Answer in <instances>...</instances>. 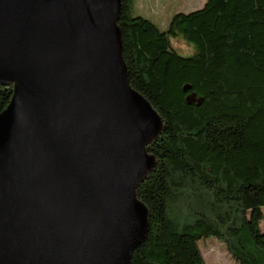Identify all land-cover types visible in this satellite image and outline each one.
Masks as SVG:
<instances>
[{
  "label": "water",
  "instance_id": "95a60500",
  "mask_svg": "<svg viewBox=\"0 0 264 264\" xmlns=\"http://www.w3.org/2000/svg\"><path fill=\"white\" fill-rule=\"evenodd\" d=\"M121 0H0V264H131L163 129L129 84Z\"/></svg>",
  "mask_w": 264,
  "mask_h": 264
},
{
  "label": "trees",
  "instance_id": "16d2710c",
  "mask_svg": "<svg viewBox=\"0 0 264 264\" xmlns=\"http://www.w3.org/2000/svg\"><path fill=\"white\" fill-rule=\"evenodd\" d=\"M121 1L129 84L163 120L135 190L149 228L131 264H207L209 238L237 264H264V0H207L164 30ZM178 37L194 56L173 49ZM13 96L0 86V114Z\"/></svg>",
  "mask_w": 264,
  "mask_h": 264
},
{
  "label": "rangeland",
  "instance_id": "374dc122",
  "mask_svg": "<svg viewBox=\"0 0 264 264\" xmlns=\"http://www.w3.org/2000/svg\"><path fill=\"white\" fill-rule=\"evenodd\" d=\"M135 16L144 17L161 29H165L170 18L177 13L189 14L203 8L207 0H138ZM173 49L182 57H192L197 49L181 38H172ZM264 213V208H263ZM264 233V220L261 223ZM207 264H237L227 252L225 246L215 238L199 242Z\"/></svg>",
  "mask_w": 264,
  "mask_h": 264
},
{
  "label": "crops",
  "instance_id": "0c3cea01",
  "mask_svg": "<svg viewBox=\"0 0 264 264\" xmlns=\"http://www.w3.org/2000/svg\"><path fill=\"white\" fill-rule=\"evenodd\" d=\"M139 4V1L137 0V5Z\"/></svg>",
  "mask_w": 264,
  "mask_h": 264
}]
</instances>
